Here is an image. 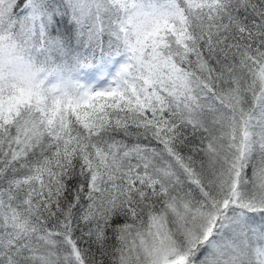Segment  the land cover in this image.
<instances>
[{"label": "snow or ice", "instance_id": "obj_1", "mask_svg": "<svg viewBox=\"0 0 264 264\" xmlns=\"http://www.w3.org/2000/svg\"><path fill=\"white\" fill-rule=\"evenodd\" d=\"M0 264H264V0H0Z\"/></svg>", "mask_w": 264, "mask_h": 264}]
</instances>
